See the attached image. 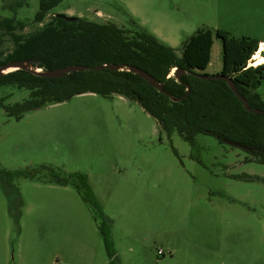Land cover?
Here are the masks:
<instances>
[{
  "label": "rangeland",
  "instance_id": "374dc122",
  "mask_svg": "<svg viewBox=\"0 0 264 264\" xmlns=\"http://www.w3.org/2000/svg\"><path fill=\"white\" fill-rule=\"evenodd\" d=\"M15 1L0 0V17L25 21L16 33L63 14L124 29L134 21L174 49L202 27L264 41V12L252 18L250 10L264 0H63L42 23L33 21L40 0L13 13L7 4ZM213 42L209 71L222 69L221 41ZM12 47L5 36L2 52ZM256 91L264 99V78ZM28 94L0 86L6 105ZM248 156L213 136L193 145L168 136L120 96L77 94L18 121L0 109V168L80 174L109 221L101 225L77 190L48 171L0 182V264H110L108 251L113 264H264V164Z\"/></svg>",
  "mask_w": 264,
  "mask_h": 264
},
{
  "label": "trees",
  "instance_id": "16d2710c",
  "mask_svg": "<svg viewBox=\"0 0 264 264\" xmlns=\"http://www.w3.org/2000/svg\"><path fill=\"white\" fill-rule=\"evenodd\" d=\"M24 1L8 3L7 8L15 13ZM61 1L40 0L33 21L42 23ZM131 25V29H124L111 22L100 23L80 17L66 21L53 15L38 30L23 34L16 31L26 27L25 21L15 16L0 17V67L10 61L31 60L33 67L42 71L72 65L90 68L60 78L41 77L26 70L3 74L0 86H16L28 90L29 94L27 99L12 105H6L1 98L0 109L7 117L18 121L29 111L62 103L77 94L91 93L104 98L120 96L137 103L168 136L176 133L189 145H193L199 135L213 136L223 144L224 140L234 141L252 149L246 151L249 155L246 161L264 164V99L256 91L264 78V64L248 65L257 53L259 41L202 27L174 49L136 22L131 21ZM7 35L13 47L4 54L1 48ZM214 37L221 41L220 74L232 80L237 92L247 101L250 112L244 109L226 81L205 80L199 76L208 75L205 69L210 62ZM110 65H121L125 69L111 71ZM130 66L152 76L169 95L160 93L128 71ZM173 70L183 71L179 79L172 75ZM254 110L262 113L252 112ZM43 171H48L58 185H72L83 201L101 216V225L109 223L80 174L62 178L52 168L23 172L0 168V182L10 186L17 176L34 178ZM101 225L98 230L108 250V233ZM108 258L113 264L115 254L108 251Z\"/></svg>",
  "mask_w": 264,
  "mask_h": 264
},
{
  "label": "water",
  "instance_id": "95a60500",
  "mask_svg": "<svg viewBox=\"0 0 264 264\" xmlns=\"http://www.w3.org/2000/svg\"><path fill=\"white\" fill-rule=\"evenodd\" d=\"M57 18H63L66 21H73L75 19V17L73 16H66L63 14H57L56 15ZM90 68L85 67V66H79V65H72V66H67V67H61V68H57L54 70H49V71H42L41 69H36L33 67L32 65V61L31 60H26V61H10L8 63L3 64L0 67V76L3 74H6L8 72L11 71H15V70H26L29 71L37 76H41V77H46V78H60L63 77L67 74L73 73V72H77V71H85V70H89ZM95 69H100V67H96ZM108 69L111 71H118V70H124L125 68L121 65H110L108 66ZM130 72H133L134 74L138 75L139 77H141L143 80H145L150 86H152L153 88L157 89L160 93L167 94L164 90H163V86L158 83L152 76H150L149 74H147L146 72H144L143 70L138 69L137 67L134 66H130L127 69ZM183 73V71L181 70H173L172 75L176 78L179 79L180 75ZM202 79L205 80H224L227 82L230 90L233 92V94L236 95V97L242 102L243 107L246 111L250 112L251 109L248 106L247 101L245 100V98L243 96H241L237 90L235 89L233 82L231 79L225 77L224 75L217 73V74H208V75H199ZM179 99H175V101H178ZM254 113H262L259 110H254L252 111ZM225 144L233 146V147H237L240 148L242 150L248 151L250 152L252 149L246 146H243L237 142L234 141H230V140H224L223 141Z\"/></svg>",
  "mask_w": 264,
  "mask_h": 264
},
{
  "label": "crops",
  "instance_id": "0c3cea01",
  "mask_svg": "<svg viewBox=\"0 0 264 264\" xmlns=\"http://www.w3.org/2000/svg\"><path fill=\"white\" fill-rule=\"evenodd\" d=\"M263 6V5H262ZM252 14H251V17L252 18H257L258 16H261L263 15L262 12H264V9L262 8H257L255 5H252L251 8H250ZM82 18V17H80ZM258 40V39H257ZM161 41V40H160ZM259 41V45H258V48H262L263 51L261 52L260 56H262L264 58V41L262 40H258ZM163 42V41H162ZM164 43V42H163ZM213 47H214V42H213V45H212V49H211V56H212V50H213ZM261 64L264 63V61L260 62ZM211 67V57H210V62H209V65L207 66V68L205 69V73L207 74H217V73H220L221 71V67L218 68V69H215L214 71H209V68ZM123 98V97H122Z\"/></svg>",
  "mask_w": 264,
  "mask_h": 264
},
{
  "label": "bare ground",
  "instance_id": "6f19581e",
  "mask_svg": "<svg viewBox=\"0 0 264 264\" xmlns=\"http://www.w3.org/2000/svg\"><path fill=\"white\" fill-rule=\"evenodd\" d=\"M263 49L261 48L260 51H257L256 54H254L251 58V63L254 62L255 65L261 64L260 62L264 61V58L260 56Z\"/></svg>",
  "mask_w": 264,
  "mask_h": 264
},
{
  "label": "built area",
  "instance_id": "2783aa9c",
  "mask_svg": "<svg viewBox=\"0 0 264 264\" xmlns=\"http://www.w3.org/2000/svg\"><path fill=\"white\" fill-rule=\"evenodd\" d=\"M260 49H261V48H258L257 51H260ZM249 62H250L249 66H256V65L254 64V62L251 63V59H250ZM158 253H159V254H163V252H162L161 250H159Z\"/></svg>",
  "mask_w": 264,
  "mask_h": 264
}]
</instances>
